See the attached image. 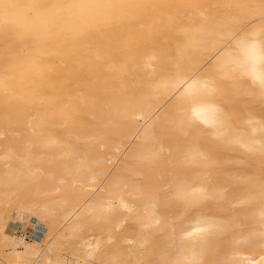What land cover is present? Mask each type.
I'll use <instances>...</instances> for the list:
<instances>
[{"label": "bare ground", "instance_id": "obj_1", "mask_svg": "<svg viewBox=\"0 0 264 264\" xmlns=\"http://www.w3.org/2000/svg\"><path fill=\"white\" fill-rule=\"evenodd\" d=\"M8 208L0 264H264V0H0Z\"/></svg>", "mask_w": 264, "mask_h": 264}, {"label": "rangeland", "instance_id": "obj_2", "mask_svg": "<svg viewBox=\"0 0 264 264\" xmlns=\"http://www.w3.org/2000/svg\"><path fill=\"white\" fill-rule=\"evenodd\" d=\"M24 217L25 215L20 213L17 208L4 209L0 225H3V228L9 234H20L24 231H26L27 234V230H25V224L23 222ZM35 229L37 230L36 236L40 237L46 230V224L40 222L35 225ZM29 237L30 236H27L26 238Z\"/></svg>", "mask_w": 264, "mask_h": 264}]
</instances>
